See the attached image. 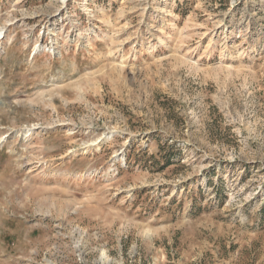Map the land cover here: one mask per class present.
Segmentation results:
<instances>
[{
  "label": "rangeland",
  "instance_id": "obj_1",
  "mask_svg": "<svg viewBox=\"0 0 264 264\" xmlns=\"http://www.w3.org/2000/svg\"><path fill=\"white\" fill-rule=\"evenodd\" d=\"M0 264H264V0H0Z\"/></svg>",
  "mask_w": 264,
  "mask_h": 264
}]
</instances>
